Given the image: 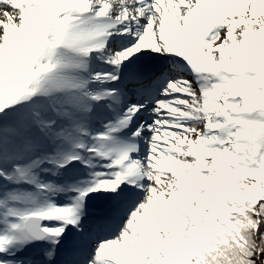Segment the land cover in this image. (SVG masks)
<instances>
[{"label":"snow or ice","instance_id":"1","mask_svg":"<svg viewBox=\"0 0 264 264\" xmlns=\"http://www.w3.org/2000/svg\"><path fill=\"white\" fill-rule=\"evenodd\" d=\"M0 9V264H264V0Z\"/></svg>","mask_w":264,"mask_h":264},{"label":"rangeland","instance_id":"2","mask_svg":"<svg viewBox=\"0 0 264 264\" xmlns=\"http://www.w3.org/2000/svg\"><path fill=\"white\" fill-rule=\"evenodd\" d=\"M0 11H2V9H0ZM0 18H2V17H0Z\"/></svg>","mask_w":264,"mask_h":264}]
</instances>
